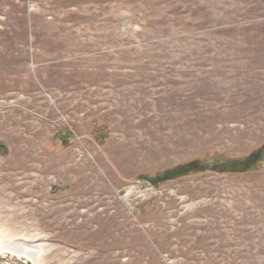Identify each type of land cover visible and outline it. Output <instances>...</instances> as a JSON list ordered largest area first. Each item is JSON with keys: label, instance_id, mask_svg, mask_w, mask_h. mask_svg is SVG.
I'll list each match as a JSON object with an SVG mask.
<instances>
[{"label": "rangeland", "instance_id": "obj_1", "mask_svg": "<svg viewBox=\"0 0 264 264\" xmlns=\"http://www.w3.org/2000/svg\"><path fill=\"white\" fill-rule=\"evenodd\" d=\"M18 242L264 264V0H0V264Z\"/></svg>", "mask_w": 264, "mask_h": 264}, {"label": "trees", "instance_id": "obj_2", "mask_svg": "<svg viewBox=\"0 0 264 264\" xmlns=\"http://www.w3.org/2000/svg\"><path fill=\"white\" fill-rule=\"evenodd\" d=\"M260 159V153L257 152L255 154L250 155L243 161H238V162H225L221 164H217L214 166H220L221 168H226L232 173H244L246 171H249L253 164H255L258 160ZM197 168V164L191 163L188 165H182L180 167H177L173 170L167 171L159 176H157L155 179L151 180L152 183H155L157 181H164L168 179H174L179 176H182L184 174H188L191 171H194V169Z\"/></svg>", "mask_w": 264, "mask_h": 264}, {"label": "bare ground", "instance_id": "obj_3", "mask_svg": "<svg viewBox=\"0 0 264 264\" xmlns=\"http://www.w3.org/2000/svg\"><path fill=\"white\" fill-rule=\"evenodd\" d=\"M4 248H0L2 251ZM7 252L17 257L23 258L32 264H38V259L43 253V249L38 245L27 244L26 242H18L11 247L5 248Z\"/></svg>", "mask_w": 264, "mask_h": 264}]
</instances>
